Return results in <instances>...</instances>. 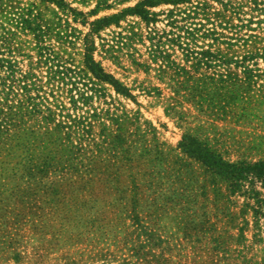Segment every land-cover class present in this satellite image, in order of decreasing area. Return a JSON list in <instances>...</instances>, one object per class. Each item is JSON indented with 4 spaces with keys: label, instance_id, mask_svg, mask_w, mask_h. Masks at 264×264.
<instances>
[{
    "label": "rangeland",
    "instance_id": "374dc122",
    "mask_svg": "<svg viewBox=\"0 0 264 264\" xmlns=\"http://www.w3.org/2000/svg\"><path fill=\"white\" fill-rule=\"evenodd\" d=\"M143 1L0 0V264H264V0Z\"/></svg>",
    "mask_w": 264,
    "mask_h": 264
},
{
    "label": "trees",
    "instance_id": "16d2710c",
    "mask_svg": "<svg viewBox=\"0 0 264 264\" xmlns=\"http://www.w3.org/2000/svg\"><path fill=\"white\" fill-rule=\"evenodd\" d=\"M172 1L174 3H178L184 0H172ZM146 4L152 6L155 3L150 0H145L142 3H140V6H144ZM143 13H144V17H147L149 12L145 9L143 10ZM91 66L94 67L95 71L102 73L101 68L95 67V62H92ZM102 75L106 79H109L116 86L118 90L122 89L118 81L112 78V76L104 73H102ZM204 159L208 161L206 157H204ZM214 162H218L214 165H218L221 168L222 172L228 175L229 178L232 179V184L235 185L236 187H240L243 180H249V179L253 183L261 182L264 185V161L253 164H233V165L221 161H214Z\"/></svg>",
    "mask_w": 264,
    "mask_h": 264
}]
</instances>
